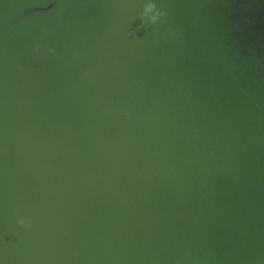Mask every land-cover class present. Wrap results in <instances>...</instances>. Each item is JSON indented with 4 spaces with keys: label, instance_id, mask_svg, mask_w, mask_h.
Masks as SVG:
<instances>
[{
    "label": "water",
    "instance_id": "1",
    "mask_svg": "<svg viewBox=\"0 0 264 264\" xmlns=\"http://www.w3.org/2000/svg\"><path fill=\"white\" fill-rule=\"evenodd\" d=\"M0 264H264V0H0Z\"/></svg>",
    "mask_w": 264,
    "mask_h": 264
},
{
    "label": "clouds",
    "instance_id": "2",
    "mask_svg": "<svg viewBox=\"0 0 264 264\" xmlns=\"http://www.w3.org/2000/svg\"><path fill=\"white\" fill-rule=\"evenodd\" d=\"M139 14L141 16L142 22L148 26L159 24L168 15L166 10L157 8V6L153 3L147 4L143 8L142 12H140ZM34 47L37 51L40 50V44L39 43H36L34 45ZM47 51H48L49 55L55 54V49H53V48H48ZM124 115L128 116L129 113H125ZM16 224L18 227H20L24 230H28L32 227V220L27 215H18L17 220H16Z\"/></svg>",
    "mask_w": 264,
    "mask_h": 264
}]
</instances>
